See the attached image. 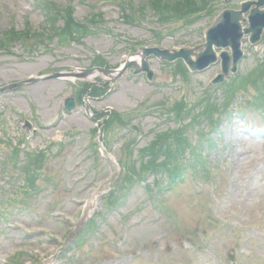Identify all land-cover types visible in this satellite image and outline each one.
I'll return each mask as SVG.
<instances>
[{"label":"rangeland","instance_id":"obj_1","mask_svg":"<svg viewBox=\"0 0 264 264\" xmlns=\"http://www.w3.org/2000/svg\"><path fill=\"white\" fill-rule=\"evenodd\" d=\"M52 1L58 7L69 5V13L86 28V35L58 44V37L49 40L45 35L53 21H46L41 0H0V86L86 68L95 54L112 66L119 65L132 42L175 49L193 46L203 41V31L212 21V16H204L191 23L160 27L146 10L138 19L142 21L130 25L109 0ZM145 1L133 3L137 6ZM212 1L221 11L238 8L244 0H206L207 6ZM25 32L36 36L23 37ZM242 41L244 55L238 73L247 75L251 70L252 74L261 60L264 65V38L256 45L245 38ZM149 62L154 70L151 81L144 74L132 75L129 69L117 80L115 90L89 100L96 110L110 106L124 118L103 137L112 162L98 154L96 137L90 132L94 124L84 106L63 110L65 98L73 96L78 81L41 80L0 94V192L23 184L22 163L12 166L11 174L5 171V167L11 169L6 161L13 164L8 145L13 147L18 140L22 151L39 155L37 180L46 176L59 183L52 190L44 188L33 200L40 208L49 203L53 215H47V207L41 213H27L11 202L0 203V212L6 210L0 213V264H264V110L253 109L258 102L255 91L251 87L240 91L233 100L236 107L230 108V120L224 114L212 134L209 130L216 125L211 121H207L208 128L205 121L192 126L187 111L182 115L187 139L178 140L189 145L179 155L184 154L185 165L192 163L193 169L182 166L174 173V167L166 165L173 156L159 159L155 154L149 164L156 168L148 163L141 166V162L137 167L138 151H154L150 140L154 130L181 125L169 120L172 103L183 101L187 110L197 111L195 104L208 92L220 104L229 96L224 85L219 89L220 84H210L219 72L218 64L186 76L177 62L164 64L154 58ZM260 80L264 74L254 82L264 91ZM34 116L43 126L36 135L23 128L24 121ZM59 141L61 148L56 144ZM19 157L23 162L25 155ZM127 161L129 166L123 168ZM167 168L172 169L170 174L163 172ZM151 169L161 172L154 177ZM113 177L112 186L120 180L119 192L126 197L115 211L103 214L102 200H111L104 197L110 190L106 182ZM135 178L143 182H133ZM93 218L88 236L72 245Z\"/></svg>","mask_w":264,"mask_h":264},{"label":"water","instance_id":"obj_2","mask_svg":"<svg viewBox=\"0 0 264 264\" xmlns=\"http://www.w3.org/2000/svg\"><path fill=\"white\" fill-rule=\"evenodd\" d=\"M263 8V9H261ZM247 14L244 17V14ZM243 23L248 25L242 27ZM264 30V0H249L240 4V9H225L217 15L212 24L205 30V42L194 47H184L179 50L174 49H159V48H141L136 54H129L125 58V63L118 69L106 70L102 68L83 69L81 72L55 73L45 76L42 79H53L56 77H76L87 78L96 72L101 76L110 77V83L115 81L126 71V69L135 65L136 70L134 74L140 71L147 73L148 79H151L153 72L149 69V65L145 60L150 55H155L161 60L169 62L178 58L183 59L190 71H201L207 68L210 64L217 61V54L214 48L225 49L227 47L231 50V55L225 50L221 51L219 58L221 60L222 73L219 74L213 83L221 82L225 75L228 74V66L230 59L232 61L231 72H235L237 63L242 57L241 38L248 35V40L251 44H255L260 40L261 34ZM140 57V64L133 60V56ZM39 79H30L23 82L11 84L0 88V92L6 89L16 88L25 83L36 82ZM72 101L67 100L66 108L72 107Z\"/></svg>","mask_w":264,"mask_h":264},{"label":"trees","instance_id":"obj_3","mask_svg":"<svg viewBox=\"0 0 264 264\" xmlns=\"http://www.w3.org/2000/svg\"><path fill=\"white\" fill-rule=\"evenodd\" d=\"M123 2V3H122ZM120 9L122 11L125 21L129 24H134L135 13L142 14L145 6L140 5L136 8L133 7L131 0L120 1ZM204 0H149L148 7L154 15L161 16V24H165L168 21H179L185 16L197 15L204 8L202 4ZM205 7V3H204ZM213 11L210 10L209 13ZM62 19L64 25L57 29L53 25L51 31L52 34L58 37V44L67 43V39L75 40L77 37L86 35L83 33L84 27H79L69 16L62 15L58 17Z\"/></svg>","mask_w":264,"mask_h":264}]
</instances>
